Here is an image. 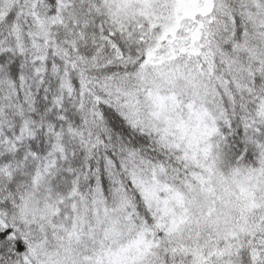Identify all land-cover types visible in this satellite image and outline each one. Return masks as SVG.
<instances>
[{
  "label": "snow or ice",
  "instance_id": "1",
  "mask_svg": "<svg viewBox=\"0 0 264 264\" xmlns=\"http://www.w3.org/2000/svg\"><path fill=\"white\" fill-rule=\"evenodd\" d=\"M0 264H264V0H0Z\"/></svg>",
  "mask_w": 264,
  "mask_h": 264
}]
</instances>
